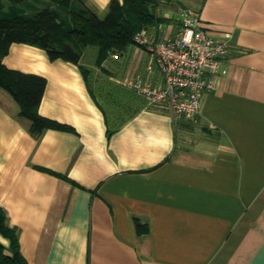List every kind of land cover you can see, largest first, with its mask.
<instances>
[{"label": "crops", "instance_id": "crops-1", "mask_svg": "<svg viewBox=\"0 0 264 264\" xmlns=\"http://www.w3.org/2000/svg\"><path fill=\"white\" fill-rule=\"evenodd\" d=\"M81 1L99 17L111 0ZM164 1L154 39L185 10L229 38L193 117L136 97L110 120L92 72L163 83L137 46L90 70L10 45L2 64L45 80L38 112L61 128L34 137L0 88V264H264V0Z\"/></svg>", "mask_w": 264, "mask_h": 264}, {"label": "trees", "instance_id": "trees-1", "mask_svg": "<svg viewBox=\"0 0 264 264\" xmlns=\"http://www.w3.org/2000/svg\"><path fill=\"white\" fill-rule=\"evenodd\" d=\"M156 1L111 0L101 18L81 0H0V88L16 101L20 116L30 122L29 130L34 137L40 136L44 129L61 126L38 112L45 80L2 64L10 45L27 44L44 50L52 61L75 65L80 63L84 49L95 47V64L100 66L112 54L125 53L134 45L133 38L138 32L157 23ZM82 72L85 77L87 71ZM135 225L139 233V222ZM8 231L0 212V232L7 235ZM16 264L24 263L18 260Z\"/></svg>", "mask_w": 264, "mask_h": 264}, {"label": "built area", "instance_id": "built-area-1", "mask_svg": "<svg viewBox=\"0 0 264 264\" xmlns=\"http://www.w3.org/2000/svg\"><path fill=\"white\" fill-rule=\"evenodd\" d=\"M133 42L152 56L163 83L153 86L142 76L134 75L123 80L124 88L176 116L197 115L200 96L213 88L218 67L229 53L228 36L213 35L200 25L197 13L185 10L175 36L158 40L148 28H143ZM111 57L117 59L118 55Z\"/></svg>", "mask_w": 264, "mask_h": 264}, {"label": "rangeland", "instance_id": "rangeland-1", "mask_svg": "<svg viewBox=\"0 0 264 264\" xmlns=\"http://www.w3.org/2000/svg\"><path fill=\"white\" fill-rule=\"evenodd\" d=\"M155 4L156 15H161L162 13L167 11V3L164 0H157ZM104 15H101L99 17L102 18L104 17ZM96 50L97 49L95 47H87L83 53L81 64L86 65L90 70L91 67L94 70L95 68L99 67L98 64H94ZM114 64H116V62ZM91 75L92 77L97 79L98 83L101 84L99 89H97L96 91L94 90V93L98 99V102L100 103V105H102L110 120H112V122L117 125V123L122 119L121 117H123L124 115H126L124 117L131 115V112L129 111L130 109L128 108V110H125V106L134 103L136 97L140 98V96L135 93H129L125 91L121 88L120 85L114 83L112 80H109L108 78L110 74H108L107 71L100 70L92 72ZM101 88L102 91L100 92ZM112 122L111 124L114 125Z\"/></svg>", "mask_w": 264, "mask_h": 264}]
</instances>
